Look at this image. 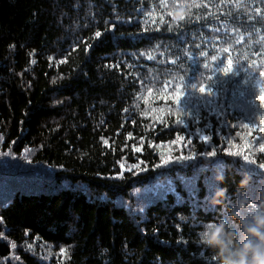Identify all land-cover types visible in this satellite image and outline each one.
<instances>
[{
	"label": "trees",
	"instance_id": "16d2710c",
	"mask_svg": "<svg viewBox=\"0 0 264 264\" xmlns=\"http://www.w3.org/2000/svg\"><path fill=\"white\" fill-rule=\"evenodd\" d=\"M181 7L183 20L175 0H0V264H221L203 243L210 218L243 244L264 191V132L241 127L264 115V0ZM237 150L257 165L225 154Z\"/></svg>",
	"mask_w": 264,
	"mask_h": 264
},
{
	"label": "clouds",
	"instance_id": "9594fccd",
	"mask_svg": "<svg viewBox=\"0 0 264 264\" xmlns=\"http://www.w3.org/2000/svg\"><path fill=\"white\" fill-rule=\"evenodd\" d=\"M185 14L183 7L175 10L177 19ZM223 177H218L217 182H222ZM248 180L244 178L240 181L238 192L243 193L247 187ZM260 211L251 216L250 222L244 226L246 239L235 250L230 248V244L235 237L227 228L224 221L213 223L211 230L205 229L203 243L210 249H213L218 254V259L221 264H264V191L260 193ZM223 200V190L215 192L212 204L220 205ZM247 199L243 197L240 201V207L247 206ZM233 219H239V216L233 214Z\"/></svg>",
	"mask_w": 264,
	"mask_h": 264
},
{
	"label": "snow or ice",
	"instance_id": "6c2138e0",
	"mask_svg": "<svg viewBox=\"0 0 264 264\" xmlns=\"http://www.w3.org/2000/svg\"><path fill=\"white\" fill-rule=\"evenodd\" d=\"M175 8L178 9L180 8V0H175ZM184 17L182 16L181 17V20H183ZM95 36L96 37H100L101 36V33L99 31H97L95 33ZM242 42V38L241 40L237 41V43H240ZM197 49L200 48V45H196ZM224 51L227 53L229 52L228 49H224ZM202 56H206L207 53H201ZM186 58H190V57H186ZM149 59H152L151 57H149ZM211 60L213 61V63L215 64V62L218 60V56L217 55H212L211 56ZM178 61V58L177 60H171L169 61L170 64H176ZM32 63H35V61L33 60ZM205 67H207V65H205ZM214 68V67H213ZM233 70V61L231 58H229L227 60L226 63L223 64V67L220 69V71L224 74H227L229 72H231ZM259 79L256 80L255 84L259 90V94L258 96L256 97V99L260 102L261 105H264V71L260 72L259 73ZM208 80H211L212 77L211 76H208L207 77ZM165 87H168L167 84H165ZM192 87L198 91L199 93L201 94H204V93H208V94H211L210 90L208 89V86L207 84L205 83H199L198 85H192ZM174 89L175 91L173 92L172 96H171V100L174 102L175 105H178L181 98L185 95V91H184V84H176L174 85ZM149 92H151V90H149ZM147 102V101H146ZM181 112L179 110V108L177 107V122L178 123H182L181 121ZM260 120L262 122L261 125H256V124H252V125H249V124H242L241 127L245 130H248V131H251L253 128H255L258 132H264V115H262L260 117ZM129 135V138L131 137V133L128 134ZM237 135H240V133H237ZM3 137L0 136V140H2ZM183 139V137H180L178 136L177 137V141L176 142H179ZM203 142H207L209 141V137L207 136H204L201 138ZM254 139H259V140H264V136H259V137H256ZM104 143L107 145L108 141L105 140ZM189 143H191L189 141ZM231 143V142H229ZM249 146V143L246 142L245 145H244V148H247ZM25 151H27V149H25ZM133 151L134 152H142L143 149L142 148H138L136 147L135 145H133ZM260 151L261 152H264V143H261L260 144ZM226 155L228 156H232V157H242L243 160L247 163V164H250V165H257V162L255 159H252L250 158L249 155L245 154L243 150H237V151H227L225 153ZM0 155H11V151L9 150L8 152H0ZM203 156L205 157H210V158H214L217 156V152L215 150L213 151H207V152H204L202 153ZM196 158L195 155L193 154L192 156H180L179 157V160L177 162H183V161H186V160H190V159H194ZM173 158L169 157V159H163L162 158V164L164 165H167ZM140 163H144L143 161H139L138 163H134L132 164L130 167H128L126 169V166L124 163H120V174H122L125 170H128V171H132L133 169H138L139 168V164ZM261 170H264V163H260L257 165ZM140 171H143L144 169H139ZM133 174H136L135 172ZM217 188V185L209 182L207 183L204 188L202 189L203 193H204V196H203V199L205 202L209 201L215 191V189ZM250 191V190H249ZM250 199H255V198H252L250 195H249ZM229 205L231 204V201L229 200L228 201ZM255 204V203H254ZM216 222V218H210L207 222L208 226L211 227L213 225V223ZM205 224H202V225H199V226H202L204 227ZM13 247H15V245L13 244L12 245ZM61 251H63V249H61Z\"/></svg>",
	"mask_w": 264,
	"mask_h": 264
},
{
	"label": "rangeland",
	"instance_id": "374dc122",
	"mask_svg": "<svg viewBox=\"0 0 264 264\" xmlns=\"http://www.w3.org/2000/svg\"><path fill=\"white\" fill-rule=\"evenodd\" d=\"M145 202H146L145 199L140 195H134L131 201V209L135 213L139 214L142 212V208H144Z\"/></svg>",
	"mask_w": 264,
	"mask_h": 264
}]
</instances>
